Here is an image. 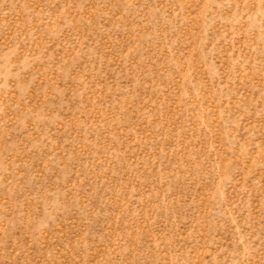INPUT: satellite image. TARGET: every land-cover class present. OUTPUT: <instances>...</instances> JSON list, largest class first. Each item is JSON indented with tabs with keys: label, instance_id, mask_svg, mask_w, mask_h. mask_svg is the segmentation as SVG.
I'll return each instance as SVG.
<instances>
[{
	"label": "rangeland",
	"instance_id": "374dc122",
	"mask_svg": "<svg viewBox=\"0 0 264 264\" xmlns=\"http://www.w3.org/2000/svg\"><path fill=\"white\" fill-rule=\"evenodd\" d=\"M0 264H264V0H0Z\"/></svg>",
	"mask_w": 264,
	"mask_h": 264
}]
</instances>
